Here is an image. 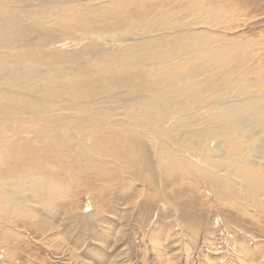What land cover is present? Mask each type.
Masks as SVG:
<instances>
[{
	"label": "rangeland",
	"instance_id": "rangeland-1",
	"mask_svg": "<svg viewBox=\"0 0 264 264\" xmlns=\"http://www.w3.org/2000/svg\"><path fill=\"white\" fill-rule=\"evenodd\" d=\"M38 5L42 11L38 12ZM15 16L20 17L25 26L40 22L42 28L35 27L41 28L42 33L37 29L35 37L28 38V41L24 39L14 47L0 41L1 56L22 52L21 64H25L20 65L24 69L22 75L15 70L17 65L10 68L15 74L11 80L0 75V91L5 87L6 92V87L13 89L20 84L14 90L16 96L11 97L6 106L10 101H20L22 110L10 117L3 114L6 97L0 94V138L16 134L1 145L8 150L17 149L20 135L28 133H31L28 134L30 139L35 138V145L44 147L42 141L37 140L40 132H14L19 128L18 123L7 122L11 117L41 110L36 95L41 81L38 69L43 64L45 75L65 79L72 77L71 67L82 62L92 61L93 68L101 65L107 69L109 62H121L110 58L120 49L132 50L136 44H151L162 53H168L167 44L176 40H181L183 46L189 45L190 51L177 52L178 57L163 65H171L172 69L177 67L179 73L194 71L207 53L223 49L229 51L231 57L225 54L230 64L208 72L206 64H202L198 69L200 74L192 78L191 82L202 83L201 86L211 83L194 99L184 98L182 112L188 116L186 123L190 127L179 126L177 115L163 120L153 113L147 125L135 121L127 114L132 109V94L130 91L123 93L124 88L113 87L112 93L121 92L116 96L109 91V94L105 92L90 97L89 109L78 114L80 118L85 114L84 121L78 125L67 123L58 132L64 141L56 149L62 161L52 162L58 167L54 169L53 177H61L64 187L54 191L43 188L42 193H38L40 189L28 187V193L21 195V199L3 201L0 205V264H264V156L257 152L262 142L256 135L264 134V129L262 126L249 127L244 130L243 137L238 136L235 141L222 134L217 139L208 140L207 130L214 129L215 124L206 123L201 115L225 109L228 105H251L253 100L261 105L264 115V0H0V23ZM47 23H50L49 28H45ZM5 32L10 31L6 29ZM174 36L178 37L174 40ZM195 36L205 42L206 47L202 45V50L196 51ZM182 43L176 42L181 50ZM140 47V53H145L146 46ZM143 60L151 66L145 74L154 87L157 84L154 63L160 58ZM59 69L64 72L54 75L53 72ZM112 70H109L110 76H113ZM223 72L230 73L227 80L213 86L216 74H220L219 77ZM27 78L35 82L28 84ZM139 89L134 92L135 96L143 95L141 98L150 100L146 97L149 91L140 93ZM213 95L219 99H212ZM54 99L57 100L55 109L60 110L51 115L69 116L74 103L63 98ZM126 99L130 102L127 103ZM127 104H130L129 108H126ZM249 108L256 110L255 107ZM228 118L224 114L221 122ZM65 121L72 122L70 118ZM249 124L251 122L246 121L241 125L248 127ZM81 126L117 133L125 141L126 135L131 136L138 143L141 141L138 135L156 136L158 143L153 138L150 140L156 146L150 144L157 149L161 161L155 176L150 174L151 182L148 176L147 181L142 179L145 177L142 172L136 175L123 169L125 174L107 172V175L98 176L85 171L93 168L82 167L81 163L87 159L77 156L81 149L82 136L78 132ZM137 128L146 132H135ZM236 130L240 132L239 128ZM46 133L47 136L54 135L56 130ZM199 135L206 136L204 141L196 137ZM186 143L190 144V149L187 147L184 160L180 149H184ZM144 146L148 147V143L144 142ZM198 147H201L200 151ZM240 152L250 154L252 160L236 168L231 161L239 158ZM206 157L213 159L218 166L225 165L221 163L232 165V172L236 168L230 178L238 192H245L250 187L244 184L249 174L256 177L250 182L251 190L256 198V187L259 188L260 204H255L248 193L242 192L243 197L239 196L236 201L223 184L212 186L197 169L207 166ZM39 159L44 160V156ZM173 161L177 171L167 165ZM152 162L155 165L154 160ZM67 166L76 170L75 174H71ZM214 170L224 179L229 177L226 174H231L229 170ZM242 172H246L247 177Z\"/></svg>",
	"mask_w": 264,
	"mask_h": 264
},
{
	"label": "bare ground",
	"instance_id": "bare-ground-1",
	"mask_svg": "<svg viewBox=\"0 0 264 264\" xmlns=\"http://www.w3.org/2000/svg\"><path fill=\"white\" fill-rule=\"evenodd\" d=\"M35 7L37 8V6ZM29 11L31 13V10ZM33 11L34 10L32 9V12ZM39 11H42L41 7L38 8V12ZM48 24L50 23H47V26L45 28L48 27ZM35 26H41L42 28V25L40 22H35L31 24V26H25L24 21L20 17H16V16L8 17L2 20V22L0 23V41H5L9 44V46L14 47L15 45H17L20 41H23L24 39L28 41V38L35 37V32L37 29H40V32H41V28H38ZM6 29L9 30L10 32L6 33L5 32ZM179 36H184V35L179 34ZM177 37L178 36H174L172 39L175 40ZM189 37L191 38V36H188V38ZM177 41L182 43L181 40H176V41H169V43L167 44V52L169 54L162 53L160 50H158V48L153 47L151 44H143V45L136 44L134 45L135 47L134 49H132L133 47L131 48L134 52L127 48L120 49L118 52L113 53L112 56H110L111 59L117 58L121 60L120 63H117L119 64L118 66L117 64H113L109 62L110 65L107 66V69H103V67L101 68V65L100 67L97 66V68H93L90 65L92 61H90V63H84V64L82 62L81 64L75 67L72 66L71 67L72 77L65 76L66 77L65 79H61V76L55 77V76L45 75L44 74V64H43V67L38 69V73L41 76V81L39 82L40 86L37 89L38 95H36L38 99V104L41 106V110L37 111L36 113H31V114L18 117V118L11 117L9 118L7 122L9 123L13 121V122L18 123L19 128L14 130V132H21L22 130H35V131L40 132L39 137L40 136L41 137L40 138L36 137V138L38 141H42V145L44 147L42 148L41 146H37L34 144L33 140H35V138L33 137V139H30L28 135L31 133L20 135V138L18 139V142L20 143L19 147L17 149L11 148V150H8L7 148H2L1 145L7 141L12 140L16 136V134L7 135L6 139L0 138V205L3 203V201L12 202L17 199H21L24 193L26 194V192L28 191L27 190L28 187L29 188L31 187L32 190L40 189L38 193H42L41 189L43 188H47L48 190L54 191L56 189L64 187L61 184L63 180L61 177L59 176L53 177L55 173L54 169L58 167L53 165L52 162L62 161L60 156L57 154L56 149L58 145L62 144L64 141L60 139V135L58 134V132L59 130H62V126L67 123H73V124L78 125L79 123L83 122L85 114H83L82 118L78 117V114L79 112L85 113L89 109L90 107L89 98L96 96L100 93L106 92L109 94V91H111L112 93L113 87L116 89L124 88L125 90H123V93H127L128 91H130V93L132 94V100H133V104L131 105L132 109H131V112H127V114L135 121L139 123H145L147 125V122L150 119V115L153 113L157 114L159 118L163 120H168L170 117L177 115L178 116L177 118H179V120H177V122H179L178 124L179 126L182 124H185L187 127H190L189 126L190 124L186 123V121L188 120V116L186 114H183L182 112L184 110L183 109L184 108L183 107L184 98L187 97L188 100L194 99V97L197 96V93L200 92L201 89H203V87H209V84L211 83L210 81V83L206 85L203 84V86H201L202 83L198 84V83H193L194 81L191 82L192 78H196L200 74L199 70L202 68L204 64H206L205 69L207 72L210 71V69L212 70V68L214 69V68L219 67L220 65L226 66L227 64H230L228 57H231V56L229 55V51L227 52V50H223V49L218 50V52H214L212 54H208L206 52L207 55L204 56V61L198 62L196 67H194L195 68L194 71H181L179 73L180 70L176 69L177 67H175V69H172L171 65H163L164 63L167 64L172 58L178 57L179 52L190 51L191 49L190 46L189 45L188 47L183 46L184 43H182V50L180 46L177 47L176 45ZM194 43H195V46L198 47L196 48V51L199 49L202 50V45L205 44V42L203 43V41H199V37H196V36L194 38ZM137 45L146 46L145 48L146 52L140 53L141 47ZM190 45H192V43ZM9 46L7 47L9 48ZM174 46L177 47L176 48L177 50L176 49L174 50L175 48ZM138 47L139 49L137 50ZM198 53L196 55H198ZM202 54L200 55L202 56ZM225 54H228V57H226ZM22 56H23L22 52H19L17 54L11 52L9 55H2V56L0 55V69L2 70L0 75L8 77V79L6 78L7 80L13 79V75L15 74L13 72H10V68L13 67L14 65H17L15 66V70L20 75H22L24 69H22L20 65H25V64H21ZM156 57L160 58L159 62L154 63L155 73H156V75L154 74V79L157 81V84L154 87H152V85L147 80V75L145 74L146 69L147 71H149L151 69V66L148 63H146L143 59L145 58L148 61ZM29 63H32V62H29ZM117 67L120 68L119 71ZM110 69H113L111 71L113 73V76H110V73H109ZM55 71L56 73L53 72L54 75H60L61 73L64 72L62 71V69L55 70ZM222 74L223 75L219 77L218 75L220 74H216L217 78L216 80L212 82L213 86L218 84L219 81H226L230 73L223 72ZM206 75L207 74H205V76ZM19 78H24V77H19ZM67 78H70V79H67ZM27 79H28V84L35 82V81L29 80V78ZM21 82L22 81H20V83ZM240 84H243V83L241 82ZM19 85L20 84L16 85L13 89L6 87V90H7L6 92L4 91L5 87L3 88L2 91H0V94L6 97L3 102V114L5 117H10L14 113H17L22 110V103L20 101H10L8 105L6 106L8 100L11 99V97L16 96V93H14V90ZM25 86L29 87L30 85H25ZM136 88L137 89L141 88V91L139 89L140 93L141 92L143 93V91L148 90L149 95L146 97H148L150 100L147 101V98L145 97L141 98L143 96L142 94H141L142 95L141 97L137 96L138 94H136L135 96L134 92L138 91ZM27 89H32V88H27ZM119 93L121 92L115 91L111 95L116 96ZM218 95H221V93H219ZM54 97H57L59 99L63 98V99L71 100L74 103L71 107V112L69 113V116L66 117L65 115H57V116L51 115V114H55L59 112L60 110V109L58 110L55 109L57 100L54 99ZM212 99L217 100L219 98L217 95L215 96L213 95ZM126 101L127 103L130 102L129 99H126ZM255 103H256V100H253L251 105H248V104L247 106H245V104H240V105L237 104L233 106L228 105L227 108L216 110L214 113H211L208 115L206 113L205 114L202 113L201 114L202 118L206 123L215 124L214 129L207 130L208 140L217 139L219 135L222 134V136L225 135L228 140L235 141L236 137L238 136L243 137V135L245 134L244 130L248 129L249 127L258 126L259 128V126H262L264 129V115L262 114L263 111L260 110L261 105L255 104ZM129 107H130V104H127L126 108H129ZM249 107H255L256 110L250 109ZM179 112L180 113L182 112V115H180V117H179ZM224 114H227L229 118L221 122V119ZM67 118H70L72 122L65 121V119ZM196 119H197V116H196ZM53 120H57L60 123L55 122ZM198 121H200V119ZM246 121H248L249 123L251 122V124H249L248 127L242 126L241 124ZM31 122H40V123H31ZM52 122L54 123V125L52 124ZM55 123H59V124L55 125ZM96 128L97 127L90 128L87 126L79 127L80 131L78 132L81 133L82 140L80 141L81 149L79 153L77 154V156H84L87 159L81 163L82 167L88 168L89 166H92L91 168H93V169H89L85 171L95 173L98 176L107 175V172H111L112 174H114L115 172L119 174L120 173L125 174L126 170H128L127 172L135 173L136 175H139L142 172L145 174V177L142 179L147 181L146 176H148L149 181L151 182L150 174H153L155 176V173H157V169L160 168V161H161L160 156L157 155V149L154 148L156 146L154 145L155 142L152 143L150 141L151 138H153L154 141L157 140V143H158V139L156 138V136H153L152 134H148L145 136L138 135L139 140H141L140 143H138V141L135 138L126 135V141H127L126 142L124 138L118 135L117 133H112L108 130L98 131L96 130ZM238 128L240 129L241 133L239 132V130H236ZM50 130L52 131L56 130V133L54 135L47 136L46 132H49ZM143 131L146 132V130L144 129L140 130L139 128L135 130V132H138V133H144ZM150 135H152V137H150ZM256 135H257L258 140L262 142V145L258 146L257 152L260 155L264 156V150H263L264 134L261 133L260 135L259 134H256ZM196 137L199 138L201 141H204V138L206 136L199 135ZM143 141L148 143V147L144 146ZM150 143H152L154 147ZM189 146L190 144L186 143L185 144L186 149L185 148L182 150L180 149V151L182 152V158L184 160H186L185 158L187 157L186 155L188 154V153H185L187 152L186 150L188 148L190 149ZM30 148H33V150H31ZM199 148L201 147H198V149ZM218 148L220 149L221 146H219ZM28 149L29 151H27ZM240 153H239L240 155L239 158H237L236 160L234 159L235 161H231V158H230L231 163L233 162L232 163L233 165L234 163L237 165V166L234 165L236 168H239L241 163L252 160L250 154H247L244 152H240ZM167 154H170V152H168ZM43 156H44V160L39 159L40 157H43ZM191 156H188L189 159ZM153 160H154L155 165L152 162ZM191 160H193V158ZM212 160L213 159L211 158L209 159V157H206L205 161L208 162L206 163L207 166H201L200 168H197V167L195 168H197L198 171H200L203 174L204 178L207 179L212 184V186L214 184L220 183V184H223L225 187H227L226 191L229 193V195H231L232 197H234L236 201H238L239 196L240 197L242 196L243 191L239 190L240 192H238L236 190V186L231 181L232 178H230L232 177V173L234 172V170H236V168L232 172V170H230V166L232 167V165L229 166L226 163H221L225 165L218 166ZM167 165L169 169H174L177 171V168H176L177 165L175 164L174 161H173V164L169 162ZM187 165L189 166L188 163ZM190 167L193 169L194 165L191 164ZM226 167L228 169H226ZM67 168L71 171V174L72 173L75 174L76 170L74 171L73 168L70 166H67ZM214 168H216L217 171H221V172L224 170H229L231 174L229 173L226 174V176H229L227 179L221 178L219 173L216 172ZM123 169L125 170V172ZM49 171L52 173L50 174ZM260 172H262V170ZM76 175L78 176V174ZM248 177L249 178L246 180L247 182L246 181L244 182L242 179L245 185L250 186L243 193L244 194L248 193V195L252 196L253 202L259 205L260 204V200H259L260 190L258 187H256L257 196L255 198L251 190L252 184L250 183L251 180L257 179V178L252 176L251 174H249ZM48 178H51V179L48 180ZM158 182L159 183L157 182L156 183L160 184V181ZM153 185H155V183H153ZM247 186H245V188ZM240 206H241V203H240Z\"/></svg>",
	"mask_w": 264,
	"mask_h": 264
}]
</instances>
